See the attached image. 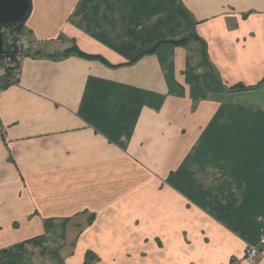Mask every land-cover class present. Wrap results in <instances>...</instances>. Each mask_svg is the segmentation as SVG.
I'll use <instances>...</instances> for the list:
<instances>
[{
    "label": "crops",
    "instance_id": "obj_1",
    "mask_svg": "<svg viewBox=\"0 0 264 264\" xmlns=\"http://www.w3.org/2000/svg\"><path fill=\"white\" fill-rule=\"evenodd\" d=\"M30 2L0 264L243 259L264 239V0Z\"/></svg>",
    "mask_w": 264,
    "mask_h": 264
},
{
    "label": "built area",
    "instance_id": "obj_2",
    "mask_svg": "<svg viewBox=\"0 0 264 264\" xmlns=\"http://www.w3.org/2000/svg\"><path fill=\"white\" fill-rule=\"evenodd\" d=\"M38 47L37 42L27 37L25 34L17 32L11 38V46L8 51H5L0 56V95L2 91V85L7 81L9 75L13 78L10 82L16 83L20 78L21 63L23 58L32 50H36ZM0 132L4 135L6 132V126L0 117ZM264 244V239H261L259 243L249 245L245 251L243 259L235 258L231 261V264H241L242 260L247 261L249 264H253L256 261L260 253L259 246Z\"/></svg>",
    "mask_w": 264,
    "mask_h": 264
},
{
    "label": "water",
    "instance_id": "obj_3",
    "mask_svg": "<svg viewBox=\"0 0 264 264\" xmlns=\"http://www.w3.org/2000/svg\"><path fill=\"white\" fill-rule=\"evenodd\" d=\"M31 7L30 0H0V56L5 49L2 25L26 19Z\"/></svg>",
    "mask_w": 264,
    "mask_h": 264
},
{
    "label": "trees",
    "instance_id": "obj_4",
    "mask_svg": "<svg viewBox=\"0 0 264 264\" xmlns=\"http://www.w3.org/2000/svg\"><path fill=\"white\" fill-rule=\"evenodd\" d=\"M24 20L2 25L1 29L3 30L4 37H5V49H4V52L9 50V48L11 46V38L17 32L23 33L22 27H23ZM184 41L185 40H182L181 43H183Z\"/></svg>",
    "mask_w": 264,
    "mask_h": 264
}]
</instances>
